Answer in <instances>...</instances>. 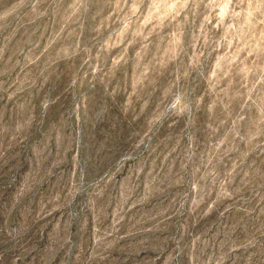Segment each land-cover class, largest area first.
Segmentation results:
<instances>
[{"label":"rangeland","instance_id":"1","mask_svg":"<svg viewBox=\"0 0 264 264\" xmlns=\"http://www.w3.org/2000/svg\"><path fill=\"white\" fill-rule=\"evenodd\" d=\"M0 264H264V0H0Z\"/></svg>","mask_w":264,"mask_h":264}]
</instances>
